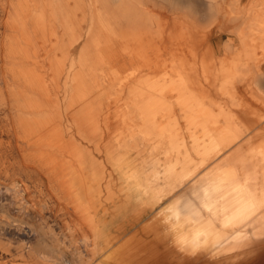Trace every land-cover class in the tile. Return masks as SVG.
<instances>
[{
    "label": "bare ground",
    "instance_id": "obj_1",
    "mask_svg": "<svg viewBox=\"0 0 264 264\" xmlns=\"http://www.w3.org/2000/svg\"><path fill=\"white\" fill-rule=\"evenodd\" d=\"M195 7L0 0V264H264V141L193 128Z\"/></svg>",
    "mask_w": 264,
    "mask_h": 264
},
{
    "label": "crops",
    "instance_id": "obj_2",
    "mask_svg": "<svg viewBox=\"0 0 264 264\" xmlns=\"http://www.w3.org/2000/svg\"><path fill=\"white\" fill-rule=\"evenodd\" d=\"M216 1L218 3L222 0ZM240 2L246 8V14L240 19L226 18L224 28L215 22L217 26L215 29L213 26L210 27L213 23L205 22L200 23L198 27L199 38L195 42L198 45V52L195 61L199 81L204 82L200 88L199 101L194 105L193 128L198 129L199 133L202 129L213 127L238 128L241 130L240 139H248L252 127L264 119L257 114L258 105L255 101L248 95H242L244 87L252 91L254 97L264 102V45L254 39L256 35L249 22L256 13L255 9L264 8V0ZM218 15L221 18L222 13ZM210 31H215L212 38ZM239 32L243 38H239L237 34ZM223 33L225 38L221 39ZM203 34L206 39H202ZM222 80L231 81L225 91L219 88ZM203 86L207 89L203 90ZM248 141L252 142L249 139ZM261 141L264 140L260 139L257 142ZM172 257L176 258L177 255L174 254ZM173 261L174 259L170 261L167 258L165 262L171 264Z\"/></svg>",
    "mask_w": 264,
    "mask_h": 264
},
{
    "label": "rangeland",
    "instance_id": "obj_3",
    "mask_svg": "<svg viewBox=\"0 0 264 264\" xmlns=\"http://www.w3.org/2000/svg\"><path fill=\"white\" fill-rule=\"evenodd\" d=\"M203 0H196V12H197V14H196V18L197 19H199L198 21H199V23H203L204 22V16L202 15V13L204 12V7H203ZM183 12H184V14L185 13H187V10L184 8V10H183ZM218 18H220V16L218 15L217 16ZM222 17V16H221ZM226 24V23H225ZM216 24L215 23H213L212 25H210V27H212L213 29H215V27H217V26H215ZM2 30V31H1ZM3 31H5V28L3 27V26H0V33H1V35L0 36H2V34H3ZM214 32L215 31H210L209 33H210V37L212 38V36H213V34H214ZM218 33H220V32H218ZM221 39H223V38H225V35H224V33L221 35V37H220ZM242 95L244 94V95H248L252 100H254L255 101V103L258 105V107H257V109H256V111H257V114H259V115H261V116H263L264 117V102H262L261 100H258L256 97H254L252 94H251V92L252 91H250V90H248V89H245L244 87H242ZM248 90V91H247ZM66 125H72L73 126V123L74 122H72L71 120H68V121H66ZM70 123V124H69ZM74 128H76L75 126H73ZM72 131V130H71ZM197 131V133H199V130L197 129L196 130ZM259 131V132H258ZM261 132V133H260ZM71 133V132H70ZM248 139L250 140V141H252V144H254V143H256L257 141H259L260 139L261 140H264V119L261 121V122H259L256 126H254V127H252V129H251V131H250V133L248 134ZM263 138V139H262ZM243 139H247V138H242V140Z\"/></svg>",
    "mask_w": 264,
    "mask_h": 264
}]
</instances>
